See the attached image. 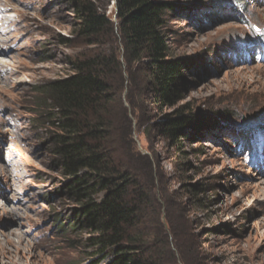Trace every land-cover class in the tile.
<instances>
[{
    "label": "rangeland",
    "instance_id": "obj_1",
    "mask_svg": "<svg viewBox=\"0 0 264 264\" xmlns=\"http://www.w3.org/2000/svg\"><path fill=\"white\" fill-rule=\"evenodd\" d=\"M165 1L166 58L185 65L173 106L126 56L113 0H96L107 28L79 39L66 0H0V264H88L35 88L91 59L107 62L117 159L147 188L138 232L160 263L264 264V0ZM182 108L210 119L174 146L164 122Z\"/></svg>",
    "mask_w": 264,
    "mask_h": 264
},
{
    "label": "trees",
    "instance_id": "obj_2",
    "mask_svg": "<svg viewBox=\"0 0 264 264\" xmlns=\"http://www.w3.org/2000/svg\"><path fill=\"white\" fill-rule=\"evenodd\" d=\"M66 1L79 21L72 29L77 39L95 37L110 24L105 14L98 12L96 0ZM113 3L126 56L139 59L144 55L146 62L137 72L154 84L155 102L175 105L186 82L183 61L166 58L163 15L173 9L171 4L165 0ZM98 60L75 62L74 75L35 88L44 110L41 125L54 130L49 144L53 162L65 179L61 189L75 204L71 228L86 235L88 264H161L147 237L138 232L147 188L137 181L138 171L117 159L120 151L114 138L118 133L107 107V75L101 69L107 62ZM208 119H197L182 108L166 117L164 135L177 146L180 139L197 138ZM199 190L194 185L192 192L197 194Z\"/></svg>",
    "mask_w": 264,
    "mask_h": 264
}]
</instances>
